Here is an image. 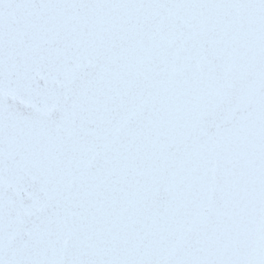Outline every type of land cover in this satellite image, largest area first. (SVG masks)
<instances>
[{"label":"snow or ice","instance_id":"snow-or-ice-1","mask_svg":"<svg viewBox=\"0 0 264 264\" xmlns=\"http://www.w3.org/2000/svg\"><path fill=\"white\" fill-rule=\"evenodd\" d=\"M0 264H264V0H0Z\"/></svg>","mask_w":264,"mask_h":264}]
</instances>
